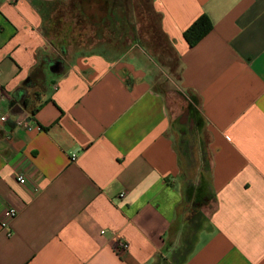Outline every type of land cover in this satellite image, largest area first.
Here are the masks:
<instances>
[{"label": "crops", "instance_id": "obj_1", "mask_svg": "<svg viewBox=\"0 0 264 264\" xmlns=\"http://www.w3.org/2000/svg\"><path fill=\"white\" fill-rule=\"evenodd\" d=\"M143 6L180 65L171 109L133 43ZM0 90L19 106L0 122V264H264V0H0ZM189 106L202 129L178 122Z\"/></svg>", "mask_w": 264, "mask_h": 264}, {"label": "rangeland", "instance_id": "obj_2", "mask_svg": "<svg viewBox=\"0 0 264 264\" xmlns=\"http://www.w3.org/2000/svg\"><path fill=\"white\" fill-rule=\"evenodd\" d=\"M137 11L138 13L136 15L137 16L136 25L138 26V28H140V26H143V32H144V35L142 33L140 37L147 38L148 35L150 34L149 33L150 30L148 26L152 25V21L157 23L156 16L150 14L148 8L145 6H143V9H141V12H140V8ZM143 41L144 43L146 42L145 39ZM142 47L145 48L146 50L148 48L152 57H154V60L158 63L160 67L161 71H159V73L161 75L160 76L161 78L158 83V89H160L161 91L164 92L165 95H167L168 106L171 109L173 108L174 103L177 101L178 93L180 92L178 91L175 84L172 82V81L177 82L176 80H178L180 77L181 69L178 66L177 59L174 56V53L171 50V48L168 45H166L164 42L156 47H152L145 43ZM179 101L180 100H178V102ZM176 106L178 108V105ZM185 109L186 107L181 109L179 113L180 112L182 113ZM181 113L179 114V116L181 115ZM183 123H186L185 119H183ZM176 127L178 128L180 127L178 122L176 123ZM174 138H176L177 140L178 137L174 135ZM176 142L179 145V141H176ZM196 230H197V227H196ZM196 243H198L197 235H196Z\"/></svg>", "mask_w": 264, "mask_h": 264}, {"label": "trees", "instance_id": "obj_3", "mask_svg": "<svg viewBox=\"0 0 264 264\" xmlns=\"http://www.w3.org/2000/svg\"><path fill=\"white\" fill-rule=\"evenodd\" d=\"M149 27V35L147 38H143L141 40H136L133 41V43H139L141 45H144L145 43L155 47L158 46L160 44H162L163 42L166 43V37L164 36V34L162 32H160L158 30V25L157 23L152 21V25L148 26ZM143 28V27H142ZM213 25L210 21V19L206 16L203 15L200 18H198L185 32H184V39L186 40V42L188 43L189 47H194L196 46L202 39H204L211 31H212ZM111 36V35H110ZM146 40V42L144 43L143 40ZM99 43H103V44H108V45H115L118 46L119 44L122 45L121 49L123 46H125L128 42L127 41H115V40H105V41H99ZM178 66L180 68L179 62L177 61ZM194 97H190V99L193 100ZM189 111L191 113V117L194 120V122L196 123V126L199 129L203 128V123L202 121L199 119L198 114L196 113V111L193 109V107L189 106ZM209 168V165H208ZM202 187H200L198 196L200 197V203L202 207L207 206V204L204 202V198H206L207 194L205 193V189L203 188V180H202ZM209 197V196H208ZM212 199V197H210ZM191 240V239H190ZM189 239H186L184 246L181 249L177 250V256L178 258L180 257L181 260L178 261H185L186 257L188 255H190L193 251V246L194 244L190 241ZM156 264H166L164 262V260H160L158 261V263Z\"/></svg>", "mask_w": 264, "mask_h": 264}, {"label": "built area", "instance_id": "obj_4", "mask_svg": "<svg viewBox=\"0 0 264 264\" xmlns=\"http://www.w3.org/2000/svg\"><path fill=\"white\" fill-rule=\"evenodd\" d=\"M14 106H18V105L9 104L6 94L0 90V122L4 123L10 119V113L13 111ZM15 125L20 128H24L27 131H33L34 129L38 132L43 131V128L40 126H37V127L32 126L27 116L26 117L22 116V117L17 118L15 120ZM18 182L24 185L26 183L25 177L19 176ZM120 196L124 197V193H122ZM17 215H18V212L15 209H6L2 215V220H1L2 228L8 229L10 222L13 221L17 217ZM118 249L127 250L128 244L120 242Z\"/></svg>", "mask_w": 264, "mask_h": 264}, {"label": "flooded vegetation", "instance_id": "obj_5", "mask_svg": "<svg viewBox=\"0 0 264 264\" xmlns=\"http://www.w3.org/2000/svg\"><path fill=\"white\" fill-rule=\"evenodd\" d=\"M183 119H185L186 124L190 126L191 123H194V120L191 117V113L189 110H184L181 115L179 116L178 122L181 124L183 123ZM182 125V124H181Z\"/></svg>", "mask_w": 264, "mask_h": 264}]
</instances>
